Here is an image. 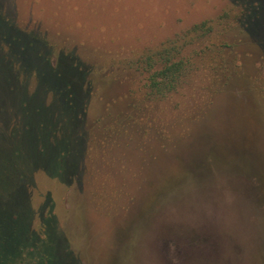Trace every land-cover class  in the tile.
<instances>
[{"label":"rangeland","instance_id":"1","mask_svg":"<svg viewBox=\"0 0 264 264\" xmlns=\"http://www.w3.org/2000/svg\"><path fill=\"white\" fill-rule=\"evenodd\" d=\"M0 4L21 29L63 39L69 47L64 43L62 48L73 49L84 59L124 58L134 49L157 45L219 14L230 0H0ZM240 50L247 76L234 78L214 98L204 120L192 123L191 134L172 154L161 149L141 118L133 124L122 116L119 138L114 135L112 116L121 111L118 98L129 87L116 82L105 86L101 105L110 114L105 113V122L88 121L92 132L86 136L83 175L68 186L36 175L35 190L29 191V173L40 167L51 172L55 166L50 157L67 154L70 136H50L40 117L29 122L32 126L22 135L16 134L9 127L13 98L0 94V256L6 253L9 264L74 263L58 257L53 246L41 245L32 253L28 249L37 241L28 239L24 229L32 208L45 211L54 198L59 243L74 241L71 250L79 264H264V106L249 85L260 65L252 49ZM258 74L264 80V70L259 68ZM189 92L195 90L186 95ZM100 110L99 106L95 115ZM184 173L191 186L188 197L173 198L165 206L159 195L182 184ZM112 179L131 197L124 193L112 197ZM34 224L37 227V220ZM51 226V239H58L53 221ZM166 229L164 239L161 233ZM5 237L17 246H2Z\"/></svg>","mask_w":264,"mask_h":264},{"label":"trees","instance_id":"2","mask_svg":"<svg viewBox=\"0 0 264 264\" xmlns=\"http://www.w3.org/2000/svg\"><path fill=\"white\" fill-rule=\"evenodd\" d=\"M64 43L63 39L55 40L42 30L21 29L0 4V89H3L0 94L13 98V106L8 107L9 127L22 135L32 126L29 122L40 117L50 136H70L67 154L59 152L50 157L55 166L51 172L40 167L29 173L30 192L32 188L35 190L33 180L36 175L66 186L82 177L86 136L92 132L87 124L92 118L98 123L105 122L110 114L103 110L101 103L105 86L112 82L129 87L118 98L122 102L121 111L116 116L111 115L116 123L114 135L119 138L122 116L133 124L141 118L142 124L154 131L153 138L160 143L161 149L172 154L191 134L192 123L204 120L214 98L234 78L247 76L241 62L242 47L252 49L256 63L264 70V0H230L219 14L196 22L157 45L134 49L124 58L86 56L83 59L73 49L62 48ZM259 68L254 69L249 85L264 106V80L259 77ZM93 89H96L94 95ZM190 89L195 93L186 95ZM177 96L181 100H176ZM99 106L101 110L95 115ZM65 140L64 146L67 145ZM184 177L177 188L159 195L165 206L172 204L173 198L185 200L188 197L191 186L185 173ZM113 182H110L112 197L121 193L131 197L130 191L126 193ZM123 182L126 186L127 180ZM144 182H147L146 174ZM55 205L53 198L45 205V211L32 208L24 229L29 232L28 239L37 241L28 248L29 252L41 245L53 246L58 257L79 264L71 250L74 241L70 240L68 244L62 237L65 246L59 243L61 235L55 224ZM35 220L37 227L33 226ZM51 221L58 229V239H51L53 226L48 227ZM167 231L161 233L162 238L168 237L165 236ZM8 244L14 243L5 237L2 246ZM20 251H23L22 246ZM0 264H9L6 253L0 256Z\"/></svg>","mask_w":264,"mask_h":264}]
</instances>
